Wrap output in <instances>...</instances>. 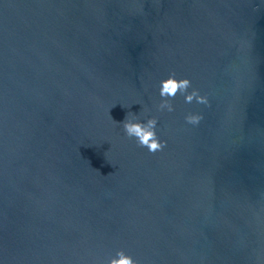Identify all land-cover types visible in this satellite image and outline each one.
Wrapping results in <instances>:
<instances>
[{
  "label": "water",
  "instance_id": "1",
  "mask_svg": "<svg viewBox=\"0 0 264 264\" xmlns=\"http://www.w3.org/2000/svg\"><path fill=\"white\" fill-rule=\"evenodd\" d=\"M170 74L209 104L158 112ZM126 117H156L163 147ZM118 248L264 264V0H0V264Z\"/></svg>",
  "mask_w": 264,
  "mask_h": 264
},
{
  "label": "clouds",
  "instance_id": "2",
  "mask_svg": "<svg viewBox=\"0 0 264 264\" xmlns=\"http://www.w3.org/2000/svg\"><path fill=\"white\" fill-rule=\"evenodd\" d=\"M183 95L185 104L196 103L207 106L209 100L207 95H201L199 91L191 87V81L187 77L178 78L175 74H170L167 78L160 81L159 97L160 102L156 105L158 112H173L174 107L170 102L177 93ZM202 119V115L197 112H189L184 115L187 124L197 125ZM123 133L135 140L140 147L146 148L149 152H155L163 147V141L157 133V118L149 117L147 120L132 119L126 117L120 121ZM105 264H139L131 254L123 248H118L115 254L107 259Z\"/></svg>",
  "mask_w": 264,
  "mask_h": 264
}]
</instances>
